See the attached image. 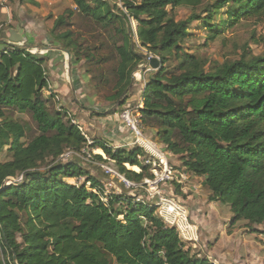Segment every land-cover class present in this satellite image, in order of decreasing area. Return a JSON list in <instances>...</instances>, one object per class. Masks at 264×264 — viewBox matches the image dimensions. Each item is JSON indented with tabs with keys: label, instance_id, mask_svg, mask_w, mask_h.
<instances>
[{
	"label": "trees",
	"instance_id": "16d2710c",
	"mask_svg": "<svg viewBox=\"0 0 264 264\" xmlns=\"http://www.w3.org/2000/svg\"><path fill=\"white\" fill-rule=\"evenodd\" d=\"M19 1L39 6L38 0ZM73 2L75 8L55 19L50 35L83 63L91 93L111 86L105 98L119 104L110 115L119 114L145 59L138 46L159 57L142 93L144 131L153 129L166 155L179 156L187 173L204 178L209 202L228 207L232 226L243 223L264 234V56L207 69L205 58L183 46L194 22L213 40L228 25L264 20V0H121L125 11L108 0ZM181 7L192 11L185 22L173 15ZM75 17L91 31L109 34V56H99L101 46H86L71 23ZM132 21L137 29L129 33ZM1 47L0 247L12 264H212L187 248L155 207L126 193L106 195L105 183L82 159L63 158L89 147L102 152L93 161L111 160L129 181L154 178L151 165L139 161L141 148L115 150L100 139L88 146L68 111L50 112L47 57L7 43ZM171 61L177 66L169 72L165 66ZM109 62L111 79L101 68ZM90 65L98 67L96 77ZM20 176L22 183L6 185Z\"/></svg>",
	"mask_w": 264,
	"mask_h": 264
},
{
	"label": "rangeland",
	"instance_id": "374dc122",
	"mask_svg": "<svg viewBox=\"0 0 264 264\" xmlns=\"http://www.w3.org/2000/svg\"><path fill=\"white\" fill-rule=\"evenodd\" d=\"M52 2L46 1L43 2L42 5L39 4L37 8L39 9L40 14L37 16H33L32 12L29 13V4H21L19 0H0V50L3 48L1 46L4 45V43H7L8 45H11L10 43H17V44H25L30 46H39V47H47L49 48V51H43L41 49H33L31 50L33 54H40L44 55L50 60V57H52L55 53L58 56L60 55V58H63L64 61L67 57V55L63 52H59L57 48H61L58 46L51 37L50 33L52 31V28L54 26V21L58 16H61L66 10L68 9H74L75 5L73 0H70L73 7L68 8L64 0H51ZM114 5H118L119 8L123 9L125 11V8L123 6V3L121 0H108ZM141 0H137V2H140ZM213 2V1H212ZM52 3H55L53 5ZM58 5V6H56ZM50 7L52 8L50 10ZM67 7V8H66ZM3 9L5 11H3ZM27 10H29L27 12ZM4 14V15H3ZM28 14H30L28 16ZM192 14V11L190 9L181 7L177 8L173 11V15L177 22H185ZM223 18L218 19V22H220ZM71 23L76 25V28H74L76 31L80 29V32H82L83 38L86 41V46H94L97 47L101 46V50L99 51V56H109L112 52L110 46H111V39L109 38V34L105 32V30H99V31H91V27L88 23L81 21L80 18L75 17L71 20ZM132 27L134 32H136L137 24L132 21ZM65 30V29H64ZM62 30V31H64ZM188 31L190 33V36L184 41L183 46L189 53H196L200 57L205 58L208 61L207 69H210L212 67H215L216 65H223L225 63H233L235 61H239L242 58L249 59L253 56H264V20L262 21H256V20H250V21H244L236 25H228L224 32L219 35L217 38L210 40L209 32L206 28L200 26L198 22H194L189 24ZM101 34V36H99ZM21 38H23L21 40ZM83 39V40H84ZM21 40V41H19ZM82 40V41H83ZM135 42H137V38L135 37ZM138 52L147 55L148 51L144 48H141L138 46L137 48ZM52 55V56H51ZM66 59V60H67ZM145 60V59H144ZM49 64V62H48ZM143 65H145V61L143 62ZM143 65L141 64L140 67L133 73L136 78L135 82L137 84L148 83V81L155 75V72L148 73L147 71H143ZM177 66V62L171 61L170 63L166 64V69L169 72H172L175 70V67ZM89 68L92 70V74L96 77L98 75V67L95 65H90ZM104 68L107 71V76L111 79L113 77L112 69L114 68V63L109 62L101 67ZM76 69V68H75ZM154 69V68H153ZM64 71H69V65L64 67ZM141 72V75H140ZM74 74L76 75L77 72L75 71ZM78 75V74H77ZM132 75V76H133ZM138 75V77H137ZM144 81V83H139L140 79ZM65 81L68 83V79L65 77ZM146 81V82H145ZM147 83L145 85H147ZM135 85V84H134ZM134 85L131 87L130 91H134L133 94L137 95L139 99L137 102H128L127 104L132 105V107H135L138 105V103H141L142 100V93L144 90L139 92L141 86L134 87ZM133 89V90H132ZM93 93V92H92ZM91 94V93H90ZM111 94V86L101 87L98 96V109L100 111L105 112L106 109L110 110L114 107H117L118 105H112L106 101V96ZM59 97L60 99L62 96L60 94H56L55 97ZM141 97V99L139 98ZM61 102L57 100H51L50 101V112H55L59 108V104ZM65 106L70 108L66 102H64ZM126 104V105H127ZM102 109V110H101ZM59 110V109H58ZM112 112V111H111ZM80 112L77 110L76 115H79ZM24 119L29 123L28 125L32 128V131H35L36 125L34 122L30 119V116L24 115ZM145 134L148 139H150L154 144L158 146L162 150V152L166 155L164 149L165 146L163 143H161L156 135V132L153 129H146ZM121 148L116 147L115 150ZM95 152L94 155H101V153L98 150H93ZM168 158V161L170 162L171 167L174 169L175 177H177V181H171L168 183H160L158 187V191H160L162 194L166 196H172L175 197L178 201L182 202L185 206L188 207V200L189 197L195 195L193 192H198L196 194V202L199 204L200 201L203 199L205 200L208 195V189L204 186V180L194 177L191 174L187 173L185 168L183 167V163L180 160L179 156H174L172 154L166 155ZM146 156H142V159L139 160L140 162L145 163ZM112 163L111 160H107V164ZM102 164L98 161H93L92 163L82 161V166L86 169H88L92 174L96 177H99L103 183L107 184L112 181L110 177H108L103 169L100 167ZM157 165H159V162H157ZM158 167V166H157ZM152 173H153V167ZM157 171L161 173L160 168H156ZM180 170V172H179ZM136 171V170H134ZM155 171V170H154ZM139 172V171H136ZM183 174L186 177L182 178L180 175ZM154 179H156V175L153 173ZM204 179V178H203ZM86 179H83L81 181H85ZM178 181H180L179 184ZM70 183L75 184L76 180L72 179L69 180ZM113 182V181H112ZM104 184V185H105ZM114 184L118 187H121V185L114 181ZM194 185L197 186V188H194ZM199 186V189H198ZM179 187V188H178ZM105 188V186H104ZM185 189L186 192H184ZM198 189V190H197ZM192 190V192H191ZM110 192L108 195L111 194H117L116 189L111 188L110 186H107L105 188V192ZM128 194V191H124L123 194ZM121 194V195H123ZM107 195V193H106ZM209 197V196H208ZM198 200V201H197ZM200 200V201H199ZM223 213L225 214L228 209L222 207ZM200 213V210H198ZM222 213V214H223ZM203 216V215H200ZM211 216V215H210ZM208 217L207 220L211 219V217ZM226 214L221 215L217 220V229H216V235L215 237L222 236L223 231H225V224L224 222L227 221ZM191 218L200 226L198 219L191 214ZM229 222H227V225L230 227V223L232 221L231 217L229 218ZM212 220V219H211ZM246 226L243 223H239L236 225L237 234L240 233L238 237H242L245 235H250L251 232L248 234H245L244 229ZM202 229V227H201ZM208 237H213L211 235H208ZM256 237H258L255 234L254 238H251L254 243H252L251 247L248 249H256L259 250V247L262 248L261 244L257 241ZM206 241V240H205ZM206 245L203 248L204 250H197L196 254L199 253L202 258L208 259L212 264H216L215 258H212V252L215 254H220L226 252L223 248V245L226 243V238H221V246L213 247V243L205 242ZM202 246V244H201ZM213 247V248H212ZM236 248H238L236 246ZM252 253H250L251 255ZM255 255L251 257V260L254 259ZM0 259L4 262V264H12L11 259L9 256L5 255L0 247ZM253 261V260H252ZM220 262V261H219ZM221 264V263H220Z\"/></svg>",
	"mask_w": 264,
	"mask_h": 264
},
{
	"label": "crops",
	"instance_id": "0c3cea01",
	"mask_svg": "<svg viewBox=\"0 0 264 264\" xmlns=\"http://www.w3.org/2000/svg\"><path fill=\"white\" fill-rule=\"evenodd\" d=\"M52 2L51 0H38V3L42 5L43 2ZM68 8H72L73 5L70 0H64ZM55 5V3H52ZM58 6V5H56ZM66 7V8H67ZM29 11L32 12L33 16H37L39 9L37 6L28 5ZM52 8L50 7V10ZM3 11H5L3 9ZM4 15V14H3ZM30 14H28L29 16ZM60 52V51H59ZM59 53H55L52 57H50L49 64H48V77H49V84H50V92L46 93V96H50V94L54 95L53 100H57L61 102L59 104V108H62L63 111H68L71 117L76 120L80 125H82L89 135V137L94 141L95 139H100L106 141L110 147L116 148L121 147L125 149H132L130 146L133 142L132 137L128 131H126L119 119V115H110L111 111H114L116 107L108 110L106 109L105 112L100 111L98 108V97L95 93H91L88 89V85L90 82V76L86 74L85 70L81 68V65L78 64L76 60L73 58L71 59V65L69 60L60 58L61 56L57 55ZM69 65V71H64V67L67 68ZM76 68V69H75ZM77 72L75 75L74 72ZM68 79V83L65 81L64 78ZM135 80L136 77L134 76ZM135 84V85H134ZM134 87L141 86L139 92L141 93L144 90V85L134 83ZM132 85V86H133ZM133 90V89H132ZM91 93V94H90ZM134 91H130L128 93L129 100L128 102H137L139 99L137 95L133 94ZM56 94H60L62 98L60 99ZM141 99V97H139ZM64 102L68 104L70 108L65 106ZM58 108V109H59ZM57 109V110H58ZM77 110H79L80 114L76 115ZM102 110V109H101ZM180 172V170H179ZM204 180L203 178H200ZM197 188L196 185H194ZM199 189V186H198ZM197 189V190H198ZM184 192H186L185 189ZM192 192V190H191ZM195 195L189 197L188 200V207L192 214V216L198 219L201 229V243L203 248L205 247L206 243H213V247L221 246V238H226V243L223 245V248L226 252L215 254L212 252V258L218 259L216 260V264H264V234L259 232H255L250 230L249 228H245V234L251 232L250 235H245L242 237H238L240 235L237 234L236 225L232 226L230 223V227L227 225L229 222V218L232 219V213L229 210L226 211V219L227 221L224 222L225 224V231H223L222 236L215 237L217 224L216 220L222 215L223 209L227 208L226 206L220 203H210L208 200L209 193L205 200H199L200 203L196 202V194L198 192H193ZM198 201V200H197ZM200 210V213L198 212ZM223 213V214H222ZM203 215V216H200ZM211 215V216H210ZM211 219L207 220L208 217ZM259 231H262L263 228L259 227L256 228ZM255 234L258 236L256 237L257 241L261 244L262 248L259 247V250L248 248L251 247L254 241L251 238L255 237ZM211 235L213 237H208ZM206 240V241H205ZM236 246L238 248H236ZM212 247V248H213ZM250 253H252L250 255ZM254 259L251 260V257L254 256ZM220 261V262H219Z\"/></svg>",
	"mask_w": 264,
	"mask_h": 264
},
{
	"label": "built area",
	"instance_id": "2783aa9c",
	"mask_svg": "<svg viewBox=\"0 0 264 264\" xmlns=\"http://www.w3.org/2000/svg\"><path fill=\"white\" fill-rule=\"evenodd\" d=\"M156 59L161 64L160 58L152 55H145V65H143V71L148 73L157 72L158 69H153L151 67V61ZM141 75V72H140ZM138 77V75H137ZM138 80V78H136ZM139 83H144L141 78H139ZM146 82V81H145ZM147 83V82H146ZM144 83V88L145 84ZM59 99H57L58 101ZM144 108L143 101L138 103L135 107L127 104L124 106L122 111L118 114L119 119L126 131H128L132 137L131 148L139 147L143 150L145 158V164L151 165L153 173L156 175V179L145 180L143 183H135L129 181L124 175H122L113 165V163H108L105 165H100L104 173L112 179L110 183L105 184V188L110 186L116 189L117 195L123 194L126 190L128 191V196L135 199L136 203L143 204L148 207H155L157 209L158 218L164 223L167 228L175 230L179 239L186 245L187 248L192 249L195 253L197 250H204L201 246V229L200 226L191 218V212L182 202L178 201L175 197L166 196L158 191V185L160 183H168L171 181H177L175 177L174 169L171 167L167 156L162 152L156 144H154L150 139L147 138L144 127L141 110ZM62 111V108H59ZM69 117L72 119L71 115ZM74 124L79 125L81 132L83 133L85 139L87 140L88 146L93 144V140L86 133L84 127L80 125L76 120H72ZM95 152L90 150L89 147L83 150L81 155L75 154L73 152H67L63 158L65 160H70L73 158H80L83 161L92 163V156ZM139 160L142 159L141 156L138 157ZM109 161V160H108ZM159 162V165H157ZM158 166V167H157ZM160 168L161 173L156 170ZM155 170V171H154ZM180 177L184 178L185 175L181 174ZM24 177L20 176L17 178H9L6 182L7 186L14 185L17 183H22ZM117 181L121 187L114 184ZM179 184L180 181H178ZM195 188V187H194ZM108 193L110 192H107ZM156 202V204H154ZM200 257L201 255L197 253Z\"/></svg>",
	"mask_w": 264,
	"mask_h": 264
},
{
	"label": "water",
	"instance_id": "95a60500",
	"mask_svg": "<svg viewBox=\"0 0 264 264\" xmlns=\"http://www.w3.org/2000/svg\"><path fill=\"white\" fill-rule=\"evenodd\" d=\"M132 24L129 26V33H131L132 32ZM23 38H21V40H22ZM21 40H19V41H21ZM12 46H15V47H18V48H22V49H27V50H33V49H35V50H37V49H41V50H43V51H49V48H47V47H39V46H30V45H25L24 43L23 44H17V43H10ZM57 50H59V51H61V52H63V53H65L66 55H67V57H68V60H69V62H70V65H71V59H72V54H71V52H69L68 50H65V49H63V48H57ZM140 67V66H139ZM151 67L152 68H154V69H158L159 68V63L157 62V60L156 59H153L152 61H151ZM134 76L135 75H133L132 76V85L135 83V78H134ZM154 204H156V202L154 203Z\"/></svg>",
	"mask_w": 264,
	"mask_h": 264
},
{
	"label": "bare ground",
	"instance_id": "6f19581e",
	"mask_svg": "<svg viewBox=\"0 0 264 264\" xmlns=\"http://www.w3.org/2000/svg\"><path fill=\"white\" fill-rule=\"evenodd\" d=\"M99 152L101 153V151H99ZM134 170L139 171V169L137 167H135Z\"/></svg>",
	"mask_w": 264,
	"mask_h": 264
}]
</instances>
